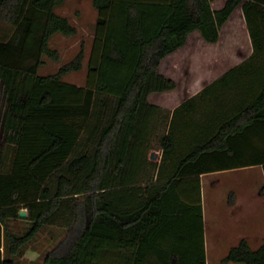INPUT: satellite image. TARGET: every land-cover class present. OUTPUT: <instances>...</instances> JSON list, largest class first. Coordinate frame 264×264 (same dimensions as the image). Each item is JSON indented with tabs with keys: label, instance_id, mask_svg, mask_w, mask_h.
<instances>
[{
	"label": "trees",
	"instance_id": "obj_1",
	"mask_svg": "<svg viewBox=\"0 0 264 264\" xmlns=\"http://www.w3.org/2000/svg\"><path fill=\"white\" fill-rule=\"evenodd\" d=\"M213 1L93 0L96 32L79 85L64 76L83 68V48L39 73L45 55L60 59L52 37L77 33L57 12L65 0H0V20L15 26L0 38V264H19L47 225L68 231L42 264H207L199 175L264 164V149L245 151L247 131L264 125V0ZM241 4L252 55L180 104L167 131L170 113L149 101L177 86L159 71L162 59L196 29L218 41ZM204 95L206 107L197 104ZM210 106L204 135L181 152L178 114L190 125ZM163 122L158 162L151 139ZM222 261L264 264V238L257 249L241 238Z\"/></svg>",
	"mask_w": 264,
	"mask_h": 264
},
{
	"label": "rangeland",
	"instance_id": "obj_2",
	"mask_svg": "<svg viewBox=\"0 0 264 264\" xmlns=\"http://www.w3.org/2000/svg\"><path fill=\"white\" fill-rule=\"evenodd\" d=\"M226 0H214L213 6L215 8L222 7ZM57 12L68 16L71 23L77 27V33L75 35H64L62 33L55 34L51 39V47L56 48L59 51L60 59L55 60L49 57L48 55L44 56L45 63L40 67L39 73L49 74L58 71V69L64 63L73 59V57L83 48L85 50V58L83 63V68L78 71H72L64 76V79L70 82H74L80 85H85L87 82L88 76V61L91 55V51L94 43V36L96 32V23L98 18V11L93 5V0H65V2L57 7ZM3 22V21H2ZM0 20V28L4 31H13L15 26ZM249 34L248 26L246 23L245 16L242 10V4L239 5L228 22L225 24L222 30V41L220 45H209L207 44L199 34L193 33L185 47L177 50L169 56H166L162 61L159 68V71L167 77H170L176 81V84L180 87L188 86L194 79L197 78L198 72L197 69L204 68L209 70H216L219 74L225 71L226 68L231 67L236 64L238 61L246 58L244 56L236 55L239 47H243L244 50L249 45L247 36ZM236 41L238 43H236ZM232 44L234 47H232ZM234 48L231 51V56H228V49ZM237 50V51H236ZM221 53H224L220 55ZM239 54V53H238ZM237 58V59H235ZM221 66L223 68H221ZM215 71V72H216ZM218 73L214 75H219ZM225 85L220 84L216 86L213 90L215 94L219 97L222 94L221 92L227 89ZM179 95L182 92H178ZM150 100L153 102H161L165 94L160 92H152L150 95ZM222 103L226 104L232 98L230 95L222 96ZM205 95L197 99V104L200 102L204 107L210 105L209 99ZM221 99V97H220ZM218 107V106H217ZM219 108V107H218ZM212 107L207 109L198 110V113L195 114V117L190 118V128L187 133H182V145L181 152L189 148L190 144L196 141L195 132L193 130L192 121H197L201 116V112L205 114H212ZM164 115L167 116L170 113V110H164ZM204 114V113H203ZM204 114V116H206ZM184 115V110H182L178 116L175 124L177 131H180L183 126L182 116ZM197 116H199L197 118ZM207 118V116H206ZM165 122L158 126L159 134L157 138L151 139L153 146L156 148L155 157L153 160H159L161 158L162 151L160 149L159 138L165 133ZM182 126V128H181ZM167 128V127H166ZM196 137V138H195ZM253 153L248 154L247 158H252ZM258 170V169H257ZM254 169H243L226 174H217L210 175L206 177V188H205V201H206V226H205V241H206V255H207V264H235V263H225L222 261L225 253L229 249V241L222 242L215 249L213 239H216L217 236H220V233L215 232L216 229V211L217 208H221L225 203H228L232 197V191L228 188L233 187L236 190H240L241 194L246 195L247 190L250 191L252 174ZM257 175V174H256ZM255 187L258 185V182H254ZM225 194L226 201L219 204V198ZM260 204L259 201H256V204ZM225 224H229L228 220H224ZM68 228L47 225L45 226L38 235L33 239V241L28 246L26 253L19 258V264H42L44 256L67 235ZM225 235L224 233H222ZM237 234V233H235ZM242 235L241 233H239ZM262 234V232H261ZM230 238L231 234H226ZM234 236V235H233ZM236 242L235 244H237ZM243 264V263H236Z\"/></svg>",
	"mask_w": 264,
	"mask_h": 264
},
{
	"label": "crops",
	"instance_id": "obj_3",
	"mask_svg": "<svg viewBox=\"0 0 264 264\" xmlns=\"http://www.w3.org/2000/svg\"><path fill=\"white\" fill-rule=\"evenodd\" d=\"M225 24H224V26H225ZM223 27H222L221 32H220V38L216 42L206 41L199 29L192 31L189 34L188 39L193 33H197L200 35V37L207 44H209V45H220L221 41H222ZM12 33H13V31L4 32V30H2L0 28V38L1 39L5 38V37H9V35H11ZM188 39H187V41H188ZM247 39H248L249 45L247 46V48H245V50L243 47H241V46L238 47L237 45L235 48V49H238V51L236 50L237 51L236 52L237 57L241 56V55L242 56L246 55V58L242 59L241 61H238L236 64L232 65L231 67L226 68L225 71H223L221 74H219L215 69L214 70H209V69L205 70L204 68L200 67L196 71V72H198L197 78L194 79L191 83H189L188 86H185L182 88V87L177 85L174 89H171V90L157 91V92L165 94V96L163 97L161 102H153L150 100V96H149L150 103L159 106L160 108L164 109L165 111L167 109L170 110L169 118L167 121V131L169 130L171 121L173 119L174 110L180 104H182L183 102H185L187 99L191 98L192 96L196 95L202 89L211 85L214 81L219 79L222 75H224L229 70H231L232 68H234L235 66H237L238 64H240L241 62H243L245 59L249 58L252 55V53L254 51V47H253L252 38L250 36V32L247 36ZM236 43H238V42L236 41ZM186 44H187V42L185 43V45L178 48L177 50L185 47ZM234 45L232 44V47H234ZM232 49H234V48H232ZM232 49L231 48H230V50L228 49V51H227V52H229L228 56L232 55L231 51H234ZM176 51H174V52H176ZM174 52H172V53H174ZM172 53L168 54L167 56L171 55ZM222 54H224V53L220 52V55H222ZM235 59H237V58H235ZM160 65H161V63H160ZM159 68H160V66H159ZM221 68H223V67L221 66ZM216 73H218L219 75H214ZM179 91L182 92L181 95L178 94ZM199 116H201V117L197 121H195V122H197V124H192L193 129H195V130H193L195 132L194 134L197 138H200L201 135L202 136L204 135L205 126H206V122L208 119V118H206V116H204L203 113H201ZM199 116H197V118ZM154 120H155L154 123L157 124L156 119H154ZM182 126H183V128H182ZM182 126H181L182 129L180 131H177L178 129L176 130V134H177V136H179V142H178L179 143V146H178L179 150L182 148L181 147V145H182L181 139L183 137L182 133L183 132L187 133L189 130L192 129V128H190L191 125L184 124V122H183ZM254 128H255V126H253L251 129H249V131H247V140L248 141L246 143V148H245V151H247V152L262 151L264 149V125H259V128L257 127V129H254ZM156 135H157L156 132L153 133L152 138L155 137ZM195 142L191 143L187 150H189ZM155 148H156L155 146H152V149L150 151L151 159L156 156V155L153 156V154L156 153ZM187 150H185V151H187ZM161 156H162V154H161ZM160 160H161V158H159V160H157V161L159 162ZM250 168L254 169L253 174H252L250 191L247 190L246 195L243 196L244 194H241L240 190H236L233 187L228 188L232 191V194H231L232 197L230 198L228 203H225L223 206H220L221 208L218 207L217 211L215 212L216 213L215 214L216 215V217H215L216 218L215 232L220 233V236H217L216 239H213V241H214L213 248L214 249L216 247H218L223 241L224 242H227V241L230 242L229 243L230 245L228 247L230 249L231 246L235 245V243L239 242L240 239L243 237L248 238L252 248H254V249H257L261 246V244L263 242V238H264V164L258 163V164H248V165H243V166L229 167V168H224V169H220V170H216V171L204 172V173H201L199 175L200 183H201L204 219H205V226H206V212H207L206 209H207V207H206V201H205V195H204L205 194V188H206V177L210 176V175L226 174V173H231V172H235L238 170L250 169ZM153 180L157 181V171H155V175L153 176ZM255 180H256V182H258V185L256 187L254 185ZM219 201H220L219 204H221V202L226 201L225 194L222 196V198H219ZM256 201H259L260 204H258V203L256 204ZM224 220H228L229 224L228 225L225 224ZM261 232H262V234H261ZM222 233H224L225 235H223ZM227 233L231 234L230 238L227 237V235H226ZM235 233H237V234H235ZM239 233H241L242 235H240ZM228 250H227V252H228ZM225 255H226V253H225ZM225 255H223V256H225ZM229 263H235L236 264V263H240V262H229Z\"/></svg>",
	"mask_w": 264,
	"mask_h": 264
},
{
	"label": "water",
	"instance_id": "obj_4",
	"mask_svg": "<svg viewBox=\"0 0 264 264\" xmlns=\"http://www.w3.org/2000/svg\"><path fill=\"white\" fill-rule=\"evenodd\" d=\"M155 154H153V156H154ZM20 215L22 216V217H26L27 215H28V213H27V210L26 209H21L20 210Z\"/></svg>",
	"mask_w": 264,
	"mask_h": 264
}]
</instances>
